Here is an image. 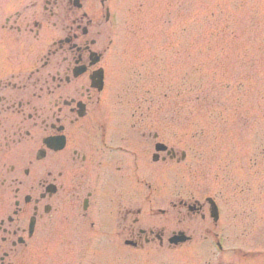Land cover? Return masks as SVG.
Segmentation results:
<instances>
[{
    "label": "rangeland",
    "instance_id": "1",
    "mask_svg": "<svg viewBox=\"0 0 264 264\" xmlns=\"http://www.w3.org/2000/svg\"><path fill=\"white\" fill-rule=\"evenodd\" d=\"M111 3L118 16L116 58L107 62L111 136L126 151L142 133V151L159 142L187 154L171 167L151 165L150 156L142 171L154 192L150 203L140 199L141 226L162 229V243L123 244L119 210L129 197L113 183V202L96 199L77 233L63 225L25 264H263L264 0ZM192 196L214 197L216 225L172 208ZM213 225L224 238L221 251L204 238ZM178 231L191 242L169 245Z\"/></svg>",
    "mask_w": 264,
    "mask_h": 264
},
{
    "label": "flooded vegetation",
    "instance_id": "2",
    "mask_svg": "<svg viewBox=\"0 0 264 264\" xmlns=\"http://www.w3.org/2000/svg\"><path fill=\"white\" fill-rule=\"evenodd\" d=\"M118 1L0 0V264L29 262L63 225L77 233L96 199L113 202V183L129 197L119 210L123 244L162 243V229L141 226L140 199L150 203L154 192L142 171L150 156L151 165L171 167L186 155L162 151L152 161L142 133L132 151L110 134L107 62L116 58ZM193 199L172 208L204 222L209 206ZM204 238L225 243L215 226Z\"/></svg>",
    "mask_w": 264,
    "mask_h": 264
},
{
    "label": "water",
    "instance_id": "3",
    "mask_svg": "<svg viewBox=\"0 0 264 264\" xmlns=\"http://www.w3.org/2000/svg\"><path fill=\"white\" fill-rule=\"evenodd\" d=\"M160 149H161V150H164L165 148H164V147H161Z\"/></svg>",
    "mask_w": 264,
    "mask_h": 264
}]
</instances>
